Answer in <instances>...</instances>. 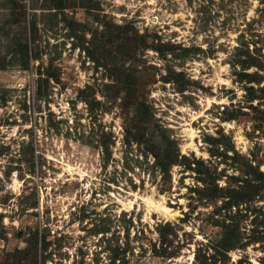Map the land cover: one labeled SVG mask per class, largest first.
<instances>
[{"label":"rangeland","instance_id":"1","mask_svg":"<svg viewBox=\"0 0 264 264\" xmlns=\"http://www.w3.org/2000/svg\"><path fill=\"white\" fill-rule=\"evenodd\" d=\"M62 2L0 0V264H203L215 220L246 244L214 264H264V181L236 206L204 194L211 177L236 187L245 163L264 171V124L237 76L255 71L245 51L264 64V0ZM117 26L146 44L125 57ZM48 68L57 80L37 94ZM234 108L250 113L224 120Z\"/></svg>","mask_w":264,"mask_h":264},{"label":"trees","instance_id":"2","mask_svg":"<svg viewBox=\"0 0 264 264\" xmlns=\"http://www.w3.org/2000/svg\"><path fill=\"white\" fill-rule=\"evenodd\" d=\"M52 1H53L54 8L59 9V10L64 8L63 2H62L64 0H52ZM114 28L116 31L114 32L113 36H111L112 34L110 36L120 41L119 46H121L122 48L121 54L122 55L125 54V57L128 54L130 55V53L131 55L134 54L135 50L140 46V45L139 46L137 45L138 41H141L143 45L146 44V37L143 34H137V32L133 30L132 36L129 37L128 36L129 30L127 28L120 27V26H117ZM110 36L108 35L109 39H111ZM108 38H107V41L109 40ZM24 49H26V46H24ZM157 50H159V48H157ZM36 55L37 54L35 53L33 56L36 57ZM243 55L246 56V58L240 62L241 67H243L242 70L244 68H248L252 66V67H255V71L253 72L240 71V72H237V76H238L239 81L244 82V86H243L245 90L244 102L246 103L247 110L251 109L256 114L252 118L256 120L257 122L256 125L258 128L262 126V124H264V106H261L260 102L258 101L259 99L263 100L264 83L258 87H254L253 84L254 83L259 84L261 83L262 80L264 81V64L255 56H252L251 53H249L248 51H245ZM119 64L120 66H122L123 62L121 61ZM259 71H261L262 73H260ZM44 73H45L44 77H40V76L38 77V81L41 83V85L37 86V94L39 93L45 94L44 92L46 88L45 85L48 83L49 78L52 77L54 80H57V75L55 74V72L49 70V68L46 69V72ZM125 77H126V74H125ZM118 85L119 87L116 89V92L118 91L125 92V94H123L122 96V102H121L122 106L125 109H127L128 103H131L134 109L133 118L136 119V122H135V124H137L136 128L138 127L140 128L143 120H145L144 117L146 116V113L143 111L144 109L141 107L140 103L135 102L136 101L135 99L131 100V102L128 100L129 97L133 96V93H129L127 91L128 87L123 86V83L118 84ZM84 89L80 90V93H83L82 98L89 104V106H93L94 104H97L98 102L92 100V98H88L84 94L85 92ZM254 100H257L256 104H253ZM244 112H246V114L250 113V111H244V110H241L240 108H237V109L234 108V110L232 111H226L225 112L226 117L224 118V120L238 119L240 117V114ZM206 140H208L209 144L214 145V146L216 145L215 143H218V138H214L211 136L207 137ZM168 147L169 146L167 144H164L163 147L160 148V153L162 154V161L158 160V163L163 170H166V167H168L169 164L176 162V154L174 155L172 152H170ZM216 147L217 146H215V149H217ZM150 149H154V146L152 144L150 145ZM233 153L236 154V156L238 155L236 151H234ZM154 157L158 159L156 155ZM192 163H195L197 165H202V160L193 159ZM194 170H198V168L196 167L194 168ZM242 175L243 176H241L239 180H236V184H235L237 185L236 187H234L232 184H228L227 187H221V186L219 187L214 182L215 177H211L209 184L204 182L205 183L204 190H206V192L204 193L205 197L208 199H211L212 201L216 200L217 198H222L221 205L219 207H223V208L230 207V206H236L240 202H243V201L246 202L250 200L254 196V192L252 191L254 182L264 181V171L259 170L258 165H251L250 163H245ZM216 211L218 210L216 209ZM215 225H218L221 228V231H220V237L217 239L216 243L211 245L213 249V253L211 254L212 259L210 258V262H208L206 260L208 258H202L204 257V254L195 255V259L200 260L202 258L201 261L203 264H214L216 261L215 258H217L218 255H221V257L225 258L226 251L230 249H234V248L243 247L246 244L241 241V236L238 234V232L234 230L233 228H230L231 226L230 224L224 223L223 220H220V221L215 220ZM222 264H224V261L222 262Z\"/></svg>","mask_w":264,"mask_h":264}]
</instances>
